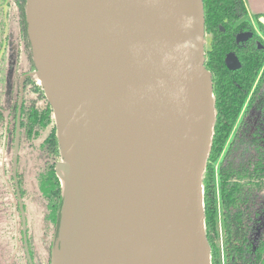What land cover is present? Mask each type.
Instances as JSON below:
<instances>
[{"label":"water","instance_id":"1","mask_svg":"<svg viewBox=\"0 0 264 264\" xmlns=\"http://www.w3.org/2000/svg\"><path fill=\"white\" fill-rule=\"evenodd\" d=\"M84 2L96 107L70 122L40 83L54 108L63 157L57 168L65 198L52 264H212L203 173L215 99L203 0ZM27 19L29 33V0ZM226 62L241 67L235 53ZM35 65L31 75L39 77ZM19 121L20 109L16 156ZM60 128L73 141L68 156ZM13 175L33 264L17 157Z\"/></svg>","mask_w":264,"mask_h":264},{"label":"trees","instance_id":"2","mask_svg":"<svg viewBox=\"0 0 264 264\" xmlns=\"http://www.w3.org/2000/svg\"><path fill=\"white\" fill-rule=\"evenodd\" d=\"M203 6L205 32L212 35L205 65L212 73L215 99L213 137L203 173L212 264H264V49L251 40L236 42L239 31L252 28L245 20L244 0H203ZM262 17L257 18L264 32ZM232 51L242 62L238 70L225 63ZM36 70L27 0H0V237L7 248L10 240L5 241L4 234L16 227L15 206L8 203L9 188L18 198L15 157L26 214L27 203L36 204L52 225L53 246L59 236L65 194L57 164L63 157L53 105L31 75ZM15 209L21 219L19 203ZM21 234L24 258L19 260L30 264L22 228ZM28 242L34 261L29 231ZM8 256L6 251L0 261L11 264L6 263ZM51 259L50 255V263Z\"/></svg>","mask_w":264,"mask_h":264},{"label":"bare ground","instance_id":"3","mask_svg":"<svg viewBox=\"0 0 264 264\" xmlns=\"http://www.w3.org/2000/svg\"><path fill=\"white\" fill-rule=\"evenodd\" d=\"M88 11L84 0H29V33L36 64L42 70L38 78L70 122L80 120L97 105L86 41ZM51 32L55 38L48 42ZM59 135L68 156L73 141L65 139L62 128Z\"/></svg>","mask_w":264,"mask_h":264},{"label":"rangeland","instance_id":"4","mask_svg":"<svg viewBox=\"0 0 264 264\" xmlns=\"http://www.w3.org/2000/svg\"><path fill=\"white\" fill-rule=\"evenodd\" d=\"M48 25H50L48 23ZM54 32H51L48 37V42H52L54 40ZM207 46V44L205 45ZM38 75L35 74V78L37 79ZM39 79V78H38ZM37 79V80H38ZM40 80H38L39 82ZM40 83V82H39ZM7 158V156H5ZM218 166V165H217ZM8 197L9 201L8 203H14L15 206L13 208L14 210V219L16 222V227L14 230H9V232H5L4 234V240L9 242V248H7V245L4 244V241H2V238L0 240V259L4 258V254L7 251V255L10 258L9 261L6 263H15L14 260L18 258V263H24L19 260V257L24 258V252L22 248V240H21V228L23 229V215H20L18 213V210H16V206L18 204V199L16 197V194L14 193V190L12 188H9ZM11 205V204H10ZM1 209V208H0ZM27 224H28V231H29V238L31 242V246L33 248L34 253V263L33 264H52L50 263V255L53 254V249L55 246H53V232H52V225L44 218V211L42 208L38 207L36 204L27 203ZM0 217V221H1ZM221 230V235H222ZM53 247V248H52ZM221 247L223 248V239L221 237ZM7 248V249H5ZM9 251V252H8ZM52 260V259H51ZM0 263H5V261H0Z\"/></svg>","mask_w":264,"mask_h":264},{"label":"flooded vegetation","instance_id":"5","mask_svg":"<svg viewBox=\"0 0 264 264\" xmlns=\"http://www.w3.org/2000/svg\"><path fill=\"white\" fill-rule=\"evenodd\" d=\"M245 20H247L250 25H251V29H247V30H241L239 31L237 34H236V42L237 43H245L247 41H253V44L258 48V49H264V32L262 30V27L261 25L259 24V20L257 19L256 22H252L251 19L249 18V15H247V17H245ZM222 30H224V27H221ZM246 32H251L253 33V35L249 38H247L246 40H243V41H238L237 40V36L238 34L240 33H246ZM211 43H212V35L209 34V33H206L205 34V45L207 44V46H205V51L209 50L211 48ZM230 53H235V52H229L227 54V56L230 54ZM236 54V53H235ZM237 55V54H236ZM227 56H226V59H227ZM238 57V56H237ZM239 58V57H238ZM226 59H225V63H226V66L228 67L227 65V62H226ZM240 60V59H239ZM241 62V60H240ZM241 66H242V62H241ZM229 68V67H228ZM241 68V67H240ZM238 68V69H240ZM230 69V68H229ZM238 69H230V70H238ZM18 199V198H17ZM19 200V199H18ZM19 203V201H18ZM20 204V203H19ZM21 215H22V212H21ZM25 215H26V211H25ZM27 219V217H26ZM24 232V230H23ZM27 233H28V224H27ZM24 246H25V243H24ZM27 254V253H26ZM34 263V261H33ZM13 264V263H11ZM15 264H18V263H15ZM26 264V263H24Z\"/></svg>","mask_w":264,"mask_h":264},{"label":"crops","instance_id":"6","mask_svg":"<svg viewBox=\"0 0 264 264\" xmlns=\"http://www.w3.org/2000/svg\"><path fill=\"white\" fill-rule=\"evenodd\" d=\"M249 18L252 22L257 21L259 15H264V0H244Z\"/></svg>","mask_w":264,"mask_h":264}]
</instances>
